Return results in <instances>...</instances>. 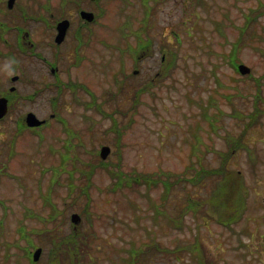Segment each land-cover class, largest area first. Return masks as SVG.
Instances as JSON below:
<instances>
[{
	"label": "rangeland",
	"instance_id": "1",
	"mask_svg": "<svg viewBox=\"0 0 264 264\" xmlns=\"http://www.w3.org/2000/svg\"><path fill=\"white\" fill-rule=\"evenodd\" d=\"M144 1L101 0L106 8L102 29L130 22L132 30L125 27L123 36L116 28L120 50L126 42L135 45L141 33L142 38L150 37L151 46L145 49L137 73L124 84L115 81L111 86L110 71H104L110 66L105 63L106 51L97 60L100 68L94 66V77L77 79L88 84L85 88L69 85L60 93L54 89L34 106L38 116L48 114L46 106L54 96L52 109L57 112L51 138L39 146L22 140L13 145L15 153L9 159L10 146L0 137V163L9 165L0 183V264H48L53 241L33 229L44 226L42 217L50 213V202L64 210L47 223L53 230H72L70 214L76 212L77 225L90 233L81 264H129L126 257L131 252L141 253L135 264H201L186 248L194 240L202 244L201 258L210 262L264 264V0H148V16ZM164 42L168 48H162ZM238 63L250 72L240 73ZM75 75L72 69L70 80ZM149 80L152 86L140 93ZM255 94L260 114L248 126ZM26 104L31 106L30 101ZM205 112L213 116L214 130L203 117ZM55 114L67 121V134ZM194 133L200 141L196 153ZM104 144L110 151L105 165L99 166L95 151ZM230 151L227 167L242 176L247 208L239 221L226 226L205 201L217 177L207 176L199 184L188 178L202 166L217 167L219 153ZM67 155L70 161L55 180L54 169ZM190 163L193 167H187ZM89 169H94L89 196L71 201L69 170L73 182L83 185L86 176L80 171ZM110 170L138 180L116 186L118 179ZM178 176L183 180L177 181ZM166 183L172 184L169 190ZM77 193L78 189L73 196ZM88 199L89 213L83 212ZM25 232L32 240L20 237ZM17 239L28 251L42 247L37 262L26 250V257L22 255L24 249L14 244Z\"/></svg>",
	"mask_w": 264,
	"mask_h": 264
},
{
	"label": "flooded vegetation",
	"instance_id": "2",
	"mask_svg": "<svg viewBox=\"0 0 264 264\" xmlns=\"http://www.w3.org/2000/svg\"><path fill=\"white\" fill-rule=\"evenodd\" d=\"M85 11L92 13L91 20L85 17ZM105 12L101 0H0V111H5L0 117V137L10 146L9 159L14 144L32 140L39 146L42 140L53 135V115L57 110L52 108L56 101L54 96L49 97L48 114L38 116L34 106L42 102L41 96L47 98L54 89L60 93L73 84L87 86L77 79L94 77V66L100 68L97 60L106 51L105 63L110 62V66L104 71H110L111 86L114 87L115 81L124 84L131 74L139 71L138 63L150 45L147 37L141 41L136 39L135 45L139 48L135 55L129 42L120 50L115 25L109 30L101 28L106 26L101 23V14ZM118 49L119 65L116 66ZM127 57L130 70H127ZM72 69L78 76L70 80ZM30 112L42 120L39 125L27 124ZM65 122L62 117L56 121L67 134ZM48 147L52 152L53 147L49 144ZM8 167L7 163H0V183Z\"/></svg>",
	"mask_w": 264,
	"mask_h": 264
},
{
	"label": "trees",
	"instance_id": "3",
	"mask_svg": "<svg viewBox=\"0 0 264 264\" xmlns=\"http://www.w3.org/2000/svg\"><path fill=\"white\" fill-rule=\"evenodd\" d=\"M150 10H151V4H149V1H145L144 12L147 16ZM125 24L128 25L131 29L130 22L126 21ZM141 28H142L141 31L145 30L144 29L145 25L143 24ZM120 30H121V33L125 34L122 28ZM142 34L143 33L138 35L139 41L143 40ZM148 41L151 44L150 38ZM164 47L168 48L167 43L165 42L162 44V48ZM138 48H139V45H133V49H134L133 54L137 53ZM154 79L155 78H153V80ZM154 83H156V80H154L153 84ZM151 86L152 84H147L146 86H143L141 90H139L140 93L141 91H147L149 87ZM137 94H138V91H136L135 95ZM255 96L256 97L254 100L255 104H254L253 110L248 116L249 120L246 121V124L248 126L249 124H252L253 122L257 121V118H258L257 116H259L260 114L259 112L260 110L257 106V95L255 94ZM136 101H137V97H134L133 102H136ZM237 116L240 117L239 114H237ZM203 117L206 120H208L210 127L214 130L215 125L213 121L214 119L213 116L211 117L209 116V114L205 112L203 114ZM116 128H117L116 132L119 136L120 128L119 127H116ZM194 134L198 142L197 144H192L193 145L192 152L196 153V149L197 148L199 149L198 145L200 141H199L198 134L196 133ZM234 142L239 143L237 140ZM241 145L245 146L246 144L241 142ZM233 149L235 150L236 148H233ZM231 152L232 151L226 152V153L217 152L220 155V163L217 167L208 169L202 166L199 169L195 170L193 174L190 175V177L188 178L192 183L199 184L207 176L210 177L212 175H215L217 177L214 182V185L209 190V194L207 195L205 201L208 203L210 211L212 210L213 213L216 215L217 219H219L221 223H223L226 226H230L232 223H236L237 221H239L243 217L244 212L247 208V199H246L247 188L243 182L242 176L239 171H235L234 169H230L227 167L228 157L231 154ZM95 153L98 154V150L95 151ZM67 161H70L69 155H67L66 157H63L62 168H65ZM105 163L106 162L99 157L97 165L98 164L99 166L100 164L105 165ZM95 167L96 165H94V169ZM187 167H193V163H190L189 166ZM58 169H54L55 174H56L55 180L57 179L58 174L61 172V168H58ZM73 169H76V167H74ZM94 169L80 171L82 175L86 176V180L83 185H77L76 183L73 182L74 177L72 176V171L69 170L70 180L68 182L69 190H68L67 195L72 196L71 201H75L78 195L84 194L87 197L89 196L88 188L93 184L91 180V174L93 173ZM110 173L112 174V176H115L119 180V181L117 180L118 185L115 184L116 186L121 185L119 182L130 184L133 178L135 180H138L137 178H135L136 176L132 177L130 175L124 174L120 170H117V171L110 170ZM138 176L148 177V175H145L142 173H140ZM182 178L183 177L178 176L177 181L183 180ZM147 184L149 185V182ZM171 185L172 184L166 183L165 185L166 189L169 190ZM75 189L76 190L78 189V193L75 196H73V192L76 191ZM64 204L66 206H69V204L71 203L69 202V203H64ZM50 206H51L50 213L46 216H43V217L41 216L43 218L42 221H43L44 226L33 229V232L37 234L38 236H40L41 238L46 239L47 241H50L51 243L53 241V249L51 247L50 259L47 263L48 264H81L80 262L85 259L84 257H85L86 249H88L89 247L90 233L82 231L79 228L80 225H77L75 228L72 227V230H70L68 233L58 232L57 227H55V230H53V226H48L47 223L48 222L51 223L52 220L55 219L56 214H58L59 212L63 213L64 210L58 209L57 206L53 202L52 203L50 202ZM189 207L190 208L194 207V203L193 202L190 203ZM83 212L89 213V199L86 201L85 206L83 207ZM44 233H46V237L43 236ZM24 235L27 236V239L32 240L28 232L21 233L20 237H23ZM11 244L12 243L7 244L8 252L10 251V248L12 246ZM14 244H16L19 249H24V246L18 243V239L14 241ZM141 246L142 245H140L139 247ZM186 248H188L189 250H192V254L196 256L195 257L196 260L194 259L195 261L200 262L201 264H217L214 261L210 262L209 259H207L205 256L201 258L200 254H201L202 244L200 241L194 240L192 243L187 245ZM25 250L29 256L31 251L30 250L28 251L27 248L23 250L22 255L25 256ZM140 254L141 253L134 254L133 252H131L130 256L126 257V260L129 262V264H135L134 262H138L137 258H138V255ZM19 264H24V263H21V261H19Z\"/></svg>",
	"mask_w": 264,
	"mask_h": 264
},
{
	"label": "water",
	"instance_id": "4",
	"mask_svg": "<svg viewBox=\"0 0 264 264\" xmlns=\"http://www.w3.org/2000/svg\"><path fill=\"white\" fill-rule=\"evenodd\" d=\"M90 18V17H89ZM62 26H65L64 23L61 24ZM238 69L241 73H247L249 72L250 68L248 66H246L245 64L243 63H240L238 65ZM3 113L0 112V116L2 115ZM41 121L36 119V117L34 116L33 113H28V116H27V123L29 125H34V124H39ZM110 151V147L108 145H102L101 148H100V156L101 158H105L107 156V154L109 153ZM71 221L74 222V223H78L80 221V215L78 213H72L71 214ZM41 250L42 248L41 247H37L34 252H33V259L34 260H37L40 256V253H41Z\"/></svg>",
	"mask_w": 264,
	"mask_h": 264
}]
</instances>
